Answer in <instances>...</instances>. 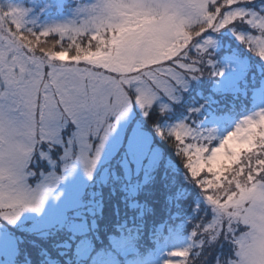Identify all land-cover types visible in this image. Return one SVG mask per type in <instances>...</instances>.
Listing matches in <instances>:
<instances>
[{"label": "snow or ice", "instance_id": "obj_1", "mask_svg": "<svg viewBox=\"0 0 264 264\" xmlns=\"http://www.w3.org/2000/svg\"><path fill=\"white\" fill-rule=\"evenodd\" d=\"M244 2L93 0L79 25L39 31L23 25L21 9L0 8V217L14 221L25 209L39 211L54 187L26 183L35 174L34 154L47 156L42 145L49 151L62 145L67 155L78 144L77 158L90 176L114 127L108 119L119 120L133 104L147 114L157 95L171 98L203 74L211 64L205 60L210 33L233 30L264 59V13L246 11ZM241 25L252 33L239 34ZM49 36L51 42L43 39ZM68 126L73 131L65 140ZM168 136L209 207L193 225L189 247L172 251L165 264H203L205 245L224 241L230 251L223 264H264V110L215 146L184 123ZM90 137L101 142L95 155Z\"/></svg>", "mask_w": 264, "mask_h": 264}, {"label": "rangeland", "instance_id": "obj_2", "mask_svg": "<svg viewBox=\"0 0 264 264\" xmlns=\"http://www.w3.org/2000/svg\"><path fill=\"white\" fill-rule=\"evenodd\" d=\"M70 1L73 0H0V8L11 6L21 9L25 13L23 25L26 28L39 31L55 25H79L85 17L82 9L93 3V0L84 3L77 1L75 6L69 5ZM249 12L261 13L254 9ZM247 27L249 26L247 25ZM251 33L252 29L250 28L247 31L242 30V33L239 34L247 36ZM209 36L212 44L207 48L205 60L211 61V64L205 63L203 74L194 79H188L183 87L173 92L171 98L167 95H157L151 107L147 109V114L144 109L133 104L119 120L112 117L108 119V123L113 124L114 127L100 146L99 156L90 176L86 174L82 161L77 158L80 152L79 145L73 144L67 155L63 151L60 168L53 167L52 172L46 174L38 183L29 182L27 177L26 183L30 188L35 189L37 185L49 182H54V187L46 192L39 211L25 209L14 221L0 217V264H18L16 259L23 249L27 248L30 252H38V250L55 252L57 245H62L68 250L67 261L69 264H86L87 248L85 244H80L77 254L72 238L74 234L83 232L87 228L85 226L84 229H81L84 223L71 222V210L76 208L81 195L89 192L94 185L115 198H117L115 193H121L118 195V200L122 204V198L132 195L133 190L142 196L146 188V197H150L158 189L167 202L161 212L162 218L170 214L168 206L172 200L171 197H175L174 202L182 204L183 211L187 212L189 207L184 208L183 202H189L188 193L198 187L190 181L184 167H177L170 158L166 157L164 147H159L154 143L153 134L147 128L143 129L145 123L152 124L158 118H163L158 132L160 134L163 132L167 136L168 132L177 124L184 123L194 133H203L212 137V144L217 142L213 145L215 146L244 118L254 116L257 112L264 110L263 78V89H257L254 94L258 106L252 112L233 120L230 125L225 124V122H230L231 118H228L224 113L214 115L213 110H210L211 112H207L208 115L202 114V109L212 105L214 101H224L231 95L238 96L247 77L246 70L252 66L253 62H257L258 67L264 70V59L254 54L245 44L246 49L239 45L237 40L232 37L233 30L224 29L210 33ZM49 37L54 39L53 36ZM231 41L238 45V51H241L239 48L242 49L244 56L233 58L231 54L215 59L216 52L222 48L226 49V45ZM64 42L67 43L66 40ZM214 72L223 74L213 75ZM214 77H218V79L213 80ZM199 96H207V100L201 102ZM193 100H197L198 104L189 105ZM180 111L182 112L181 116L176 118L174 115L173 119V114ZM71 131L73 129L68 126L65 131L66 135L63 134L65 140L70 138ZM88 142L91 145V154L95 155L96 147L101 145L99 138L90 137ZM60 147L63 149L62 145ZM34 159H46L50 164L52 162L49 153L46 158L34 154ZM172 170L176 171V177L169 174L170 179L157 180L159 176H168L167 172ZM206 175L207 173H202L201 177ZM56 177L60 179L57 180ZM200 192L201 190L198 191V193ZM181 197L184 199L181 200ZM196 203L194 211L197 212V217L192 220L193 225L199 223L209 207L201 194L196 199ZM96 206V203L90 204L91 213L96 210ZM123 206L121 209H109V212L111 214L118 213V217L123 215L127 218L126 208ZM184 225H186L185 221L180 224V230L176 229L172 232L167 243L159 247L156 257L142 264H165L171 259L172 251L189 247L192 230L182 231L181 227ZM142 236L146 237L147 231H143ZM224 242L206 244L201 260L215 249L220 248ZM116 245L123 253L132 248L130 239H117ZM41 258L45 259L44 255H41ZM30 262L33 264L32 260ZM88 264L119 263L115 259L101 256L95 261H89Z\"/></svg>", "mask_w": 264, "mask_h": 264}, {"label": "trees", "instance_id": "obj_3", "mask_svg": "<svg viewBox=\"0 0 264 264\" xmlns=\"http://www.w3.org/2000/svg\"><path fill=\"white\" fill-rule=\"evenodd\" d=\"M240 7L244 8L246 11L254 9L261 13H264V0L260 1H250L244 2L240 5ZM243 28H248L247 25H241L236 31L238 33H242ZM232 37L235 38L233 35ZM47 41H52L51 37L43 38ZM236 39V38H235ZM237 40V39H236ZM237 43L245 48V45L237 40ZM227 48H222L218 50L215 54V59H220L223 52H235L233 54L243 57L242 49L239 48L235 42L231 41L226 45ZM246 49V48H245ZM55 50H59V46L56 47ZM248 51V49H247ZM247 77L243 83V89L239 91L238 96L231 95L228 99L224 101H214L212 105L202 109L203 115H208V111L213 110L216 114H230L232 117H236L242 113H245L254 107V94L256 90H260L263 84L264 78V70L258 67L257 62H253L252 66L247 68ZM218 77H214L213 80H217ZM197 94V92H195ZM200 101L207 100V96H199ZM198 101L193 100L189 103V105H197ZM186 112V111H184ZM182 112L174 113L181 114ZM201 115V117H204ZM163 118H158L152 124L145 123V129L149 130L151 134H153V141L159 147H164V152L166 157L170 158L172 163H174L177 167H183V159L178 155L177 149L175 147V141L171 137L163 134L161 135L158 132L160 129V125L163 123ZM148 122V121H146ZM147 125V126H146ZM216 142H213V145ZM168 176L166 177H158V181L164 179L168 180L171 176H177L176 171L172 170L167 172ZM170 174V175H169ZM95 175V174H94ZM202 176V173H201ZM130 187V186H129ZM128 187V188H129ZM131 188V187H130ZM200 189L195 188L192 189L188 193V197H190L189 202H183L184 208L189 207L187 212L183 211V206L180 203L174 202L175 197H171L172 200L168 206V211L170 214L165 218H162V211L167 204L164 195L160 194V191L157 189L154 195L150 197H146V188L143 191L142 196L136 193L133 190L132 195H127L122 198L123 204L118 200V195L121 193H115L114 195L117 197H113V195H107L103 189L94 185L89 192H85L81 195L80 200L76 208L72 209V219L71 222H81L84 223L82 225L83 229L86 226V230L80 233L74 234L72 240L75 245V251L77 253L78 244L82 241H87L94 248L92 255H95V252L98 249L108 248L111 244L113 236L117 235L118 237L122 236H133L135 239V246L137 248V256H143L144 252H146L147 248H151L153 252L156 251V244L158 241H164L168 234V230L170 227L180 225L183 221L186 222V225L181 227L182 231L193 230L192 220L197 217V212L194 211L196 206V199L200 196L201 192L198 193ZM181 200L184 198L181 197ZM96 203V210L92 213L90 211V204ZM119 203V205H118ZM187 203V204H185ZM124 205V206H123ZM123 207L126 208V216L120 215L117 216L118 213L111 214L109 209L116 210V208L121 209ZM200 216V212H199ZM147 231V236H142V232ZM59 244V243H57ZM39 248V247H38ZM55 252H47L41 250L37 251H29L27 248L23 249L22 252L19 253V257L16 259L18 264H31L30 260H32L33 264H69L67 261L68 250L66 247L62 245L56 246ZM230 244L228 242H224V244L220 247L209 253L203 260V264H223V260L226 255L229 254ZM40 254V255H38ZM46 254V255H45ZM41 255H44L45 259L41 258ZM33 257V259H32ZM206 259V260H205ZM86 264L88 262L85 261ZM81 264V263H80Z\"/></svg>", "mask_w": 264, "mask_h": 264}]
</instances>
